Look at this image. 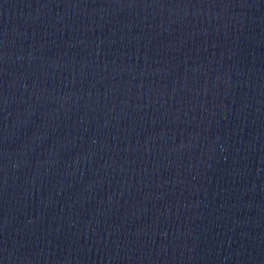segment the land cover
Wrapping results in <instances>:
<instances>
[{"label": "water", "instance_id": "water-1", "mask_svg": "<svg viewBox=\"0 0 264 264\" xmlns=\"http://www.w3.org/2000/svg\"><path fill=\"white\" fill-rule=\"evenodd\" d=\"M0 264H264V0H0Z\"/></svg>", "mask_w": 264, "mask_h": 264}]
</instances>
